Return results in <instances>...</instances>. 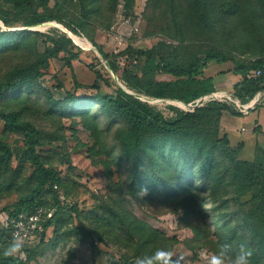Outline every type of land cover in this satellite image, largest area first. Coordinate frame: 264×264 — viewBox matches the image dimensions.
<instances>
[{"label": "rangeland", "instance_id": "1", "mask_svg": "<svg viewBox=\"0 0 264 264\" xmlns=\"http://www.w3.org/2000/svg\"><path fill=\"white\" fill-rule=\"evenodd\" d=\"M33 1L39 14L61 17L65 23L7 27L2 18H12L14 4L12 0H0V32L30 30L51 37L66 35L82 53L71 65L63 60V53L52 59L50 68L29 90L8 94L0 100V109L17 113L23 122L36 126L42 142L38 147L42 161L46 168L59 174L63 192L76 209L62 213L57 225L48 230L44 242L28 259L29 263L24 252L16 257L28 264H134L135 258L145 253L140 251L137 241L153 239L155 249L171 248L186 258V264H205L204 258L216 248L218 234L245 227L244 201L231 191L214 190L198 174L190 191L185 182L179 183L175 177L166 183L173 172L164 168L160 170L166 171L164 184L153 179L157 176L150 177L142 184H147L149 194L138 198L137 188H131L133 166L122 155L120 134L126 130L124 123L110 119L97 106L84 118L63 102L70 93L96 92L92 88H78V84H97L101 94H115L118 86L132 94L94 44L121 70L119 61L128 56L129 48H158L182 62L204 56L207 51L227 53L244 62L264 57V1L218 0L235 2L237 11L229 16L219 10L223 13L210 21L205 10L192 5L191 0H176V12L170 0H132V4L130 0L128 6L125 0H95L93 5H87L88 0ZM85 6L91 9L89 13ZM66 24H80L79 34L69 32ZM41 51L39 47L23 46L1 54L0 83L15 68L34 61ZM233 69L234 62H229L212 63L206 70L207 76H214L219 93L233 94ZM158 79L172 78L159 75ZM260 95L264 97V92ZM138 98L168 119L176 116L170 106L185 112L196 109L173 100ZM257 106L264 107V102L252 109ZM254 117L253 110L249 116L225 113L219 123L220 134L228 136L240 161L264 167V137L257 127L252 129ZM0 142L12 151L11 160L0 166L1 222L3 212L27 197L38 181L35 167L26 156L24 134L9 130L1 121ZM95 188L101 193H95ZM38 242L39 239L31 245L37 246ZM5 258L0 248V264L5 263Z\"/></svg>", "mask_w": 264, "mask_h": 264}, {"label": "trees", "instance_id": "2", "mask_svg": "<svg viewBox=\"0 0 264 264\" xmlns=\"http://www.w3.org/2000/svg\"><path fill=\"white\" fill-rule=\"evenodd\" d=\"M115 1L117 3L119 0ZM125 1L128 6L130 0ZM259 1L262 3L264 0ZM12 2L14 4L12 18H2L7 27L20 25L31 27L54 21L65 23L61 17L39 14L33 0H12ZM89 3L93 5L95 0H88L87 5ZM191 3L205 10L209 21L222 11L229 16L234 15L238 8V5L232 1L219 3L218 0H191ZM45 6L47 7V4ZM170 6L175 11L176 0H170ZM85 9L87 13L91 11L89 6H85ZM66 27L69 32L79 34L82 26L66 24ZM41 38L44 40L39 42ZM94 45L108 60L110 69L124 82L125 87L132 94L119 86L115 94H101L97 84L93 86L78 84V88H92L96 89V92L68 94L63 102L66 108L87 118L91 114L92 107L97 106L110 119L121 120L124 123L126 130L120 134V142L123 157L132 164L134 169L131 184L133 191L145 180L150 181V177L157 176L153 179L164 184L166 171H160L164 168L172 169L173 172L166 183L175 177L179 183L185 182L186 190L190 191V187L196 183V174H198L214 190L231 191L238 199L243 200L242 219L245 227L241 230L218 234L219 241H231L238 236L247 238L255 249L252 264H264V167L240 161L237 150L231 147L227 135L221 136L219 127L225 113L243 114L236 112L227 103L211 101L197 107L193 112L180 111L170 106V109L176 112V116L168 119L162 112L138 98V96H145L189 105L218 92L215 87V78L206 75L210 64L223 65L234 62L233 74L240 76L241 79L234 85L232 95L246 105L251 103L258 94L264 92V57L253 62H244L233 59L227 53L207 51L204 56H195L182 62L160 52L158 48L151 50L129 48L128 56H126L128 64L121 70L101 47ZM23 46H29L31 49L39 47L42 51L38 52L34 61L15 68L7 75L5 81L0 83V100L8 94L16 95L29 90L33 83L37 82L50 68L51 60L58 58L62 53L63 60L68 65L79 59L82 53L73 39L66 35L51 37L30 30L0 32V55L11 50H18ZM138 68L140 73L137 72ZM253 71H260L261 75L249 77ZM159 75H167L172 79L159 80ZM100 76L99 74L98 77ZM1 121L6 123L9 130L24 134L27 144L26 156L35 167L38 181V185L27 197L5 211L14 217L22 212H34L42 206L56 208L54 217L46 223L45 231L38 238L37 246L33 245V247L32 243L25 245L23 252L29 263L32 254L44 242L48 230L57 225L62 213L74 211L76 208L73 205L70 207L60 205L59 191L55 189V186L63 192V181L57 172L46 168L42 161V156L38 152L42 142L36 126L23 122L19 114L2 109H0ZM0 151L2 153L0 166H3L11 160L12 151L2 142H0ZM143 161H147L150 175L146 176L138 171V165ZM10 237V231L3 228L0 223V243L1 241L6 243ZM137 242L140 243L139 249L142 252L150 253L155 250L153 239ZM5 259L3 264H28L20 257Z\"/></svg>", "mask_w": 264, "mask_h": 264}, {"label": "clouds", "instance_id": "3", "mask_svg": "<svg viewBox=\"0 0 264 264\" xmlns=\"http://www.w3.org/2000/svg\"><path fill=\"white\" fill-rule=\"evenodd\" d=\"M138 171L144 175H150V169L147 161H143L138 165ZM149 194L147 184L138 185L136 196L143 199ZM29 226H17L10 239L0 244L3 249L4 257H16L22 255L25 245L28 240ZM255 254V249L252 247L247 238L237 237L231 241H218L213 252L208 254L204 260L205 264H252V259ZM186 264V258L182 257L175 250L171 248H156L150 253H144L137 256L134 264Z\"/></svg>", "mask_w": 264, "mask_h": 264}, {"label": "built area", "instance_id": "4", "mask_svg": "<svg viewBox=\"0 0 264 264\" xmlns=\"http://www.w3.org/2000/svg\"><path fill=\"white\" fill-rule=\"evenodd\" d=\"M119 39V38H117ZM119 63L122 65V67H126L128 64L127 57H123L120 59ZM136 63V61H134ZM260 71H253L249 77H256L260 76ZM261 94V93H260ZM259 96L256 98V101L259 100V102H264V97ZM211 101H220L224 103H228L230 105H233L238 111H240L243 115H247L251 109L250 103L249 104H242L235 96L228 93H213L210 94L204 98H201L199 100H196L195 102L187 105L190 108H197L204 106L208 102ZM253 107V106H252ZM246 129L243 128V131ZM55 189L59 191V201L60 205L63 207H70L73 204L72 200L65 196V194L59 189L58 186H55ZM95 193L99 194L101 191L98 188L94 189ZM56 208H48V207H39L34 212H22L17 214L14 217H11L7 212H3V215L1 217V226L5 229H8L10 231V236L13 232V230L19 225L29 226V232H28V240L26 244L33 243L34 241L38 240V238L41 236V234L45 231V225L46 223L54 217Z\"/></svg>", "mask_w": 264, "mask_h": 264}, {"label": "crops", "instance_id": "5", "mask_svg": "<svg viewBox=\"0 0 264 264\" xmlns=\"http://www.w3.org/2000/svg\"><path fill=\"white\" fill-rule=\"evenodd\" d=\"M214 77V76H211ZM241 77L240 76H236V83H238L240 81ZM253 110V113L255 115L254 117V126L252 129H255L256 127L262 132V135L264 137V107H259V108H255V109H251L249 111V113L247 114L248 116L250 115V112ZM246 131V130H245Z\"/></svg>", "mask_w": 264, "mask_h": 264}, {"label": "water", "instance_id": "6", "mask_svg": "<svg viewBox=\"0 0 264 264\" xmlns=\"http://www.w3.org/2000/svg\"><path fill=\"white\" fill-rule=\"evenodd\" d=\"M76 42H77V41H76ZM258 96H259V94L257 95V97H258ZM257 97H256V98H257ZM256 98L254 99V100H255V104L253 105V107H254V106H255V105H256V104L259 102V100H257V101H256ZM253 107H252V106H250V108H249V109H252Z\"/></svg>", "mask_w": 264, "mask_h": 264}, {"label": "bare ground", "instance_id": "7", "mask_svg": "<svg viewBox=\"0 0 264 264\" xmlns=\"http://www.w3.org/2000/svg\"><path fill=\"white\" fill-rule=\"evenodd\" d=\"M86 41V40H85ZM154 100V99H153ZM155 101H160V100H155ZM163 101V100H162ZM255 104V100H253L251 103H250V106H253Z\"/></svg>", "mask_w": 264, "mask_h": 264}]
</instances>
